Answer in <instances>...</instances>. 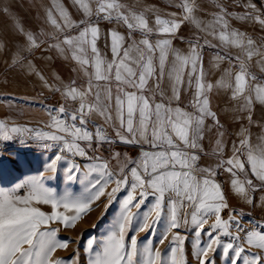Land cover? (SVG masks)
<instances>
[{"label":"snow or ice","instance_id":"snow-or-ice-1","mask_svg":"<svg viewBox=\"0 0 264 264\" xmlns=\"http://www.w3.org/2000/svg\"><path fill=\"white\" fill-rule=\"evenodd\" d=\"M171 3L181 11L137 10L121 0H73L83 12L79 22L57 0L46 9L45 20L55 29L51 35L56 40L49 47L62 55L70 53L78 65L76 71L86 77V86H77L72 80L53 88L65 102L46 109L49 120L44 128L50 131L9 127L0 121V145L16 140L29 151L52 152L42 171L25 176L10 188L0 187V264H79L78 253L67 259L54 258L58 249L66 250L72 241L58 239V229L50 225L74 227L110 184L115 187L107 192L109 206L119 193L125 195L101 241L88 240V264H187L184 245L188 237L180 233L181 228L193 237L192 255L197 264H216L217 253L224 264H264V223L245 228L241 223L244 214L235 208L223 219L221 213L229 205L214 179L221 169L230 174L232 190L254 207L252 193L264 191V116L254 119L256 105L264 109V37L253 38L230 23L231 18L258 24L264 30V10L252 0H244L238 4L245 9L242 14L229 12L218 0V10L205 21L196 15L200 10L197 0ZM113 21L127 32L107 31L108 59L97 46L99 25ZM185 24L194 25L204 36L194 33L186 39L180 35ZM13 27L25 37L26 45L17 50L13 61L22 63L21 53L40 45L37 35L25 31L18 21ZM73 28L79 29L77 34L60 38V33ZM208 36L219 44H212ZM176 41L186 43V51ZM206 47L223 50L213 57L217 67L228 63L215 84L205 78ZM185 83L187 89H194L188 104L181 95ZM214 88L228 96L233 119L239 124L238 142L232 141L226 159L225 126L209 98ZM105 126L113 129L115 138L107 134ZM253 127L260 129L255 137ZM213 132L215 164L201 166L202 158L209 155L204 141ZM105 144L136 147L138 156L131 159L126 153L114 152L118 170H113L108 160L96 154ZM5 163L18 166L21 161L16 153L5 156L0 147V171ZM61 165L67 181L79 180L84 185L79 195L58 194L47 186L46 181L55 179ZM45 172L52 175L45 176ZM249 172L258 183L239 178ZM260 201L264 209V196ZM38 205L50 206L51 212ZM181 209L191 211L181 217ZM153 213L155 218L149 223ZM212 217L214 222L205 229ZM161 224L163 231L157 238ZM140 232L147 235L138 240ZM169 233L171 240L161 252L157 245L164 244Z\"/></svg>","mask_w":264,"mask_h":264},{"label":"crops","instance_id":"crops-1","mask_svg":"<svg viewBox=\"0 0 264 264\" xmlns=\"http://www.w3.org/2000/svg\"><path fill=\"white\" fill-rule=\"evenodd\" d=\"M53 2L54 0H0V118L9 122L30 121L44 127L49 120L46 109L59 107L65 102L60 92L53 91L54 87L62 88L63 85L71 83L72 80L76 81L77 86H86V77H83L82 72L78 73L76 71L78 65L71 59L70 53L62 55L55 48L49 47V44L56 43V40L53 39L51 35L55 33V29L46 22L45 11L52 7ZM57 2L68 10L73 21L79 22L84 18L83 12L78 10L77 6L73 4V0H57ZM121 2L137 10L144 7H156L165 13H179L181 11L171 3V0H121ZM176 2L179 3V0H176ZM197 2L200 10L196 15L201 20H209L211 14L218 10L215 7L218 0H197ZM219 2H222L228 8L229 12L242 14L245 11L243 7L238 6V4L244 3V0H219ZM252 2L260 8V5L255 0H252ZM93 7H95V5H93ZM5 8L8 9L7 14L4 12ZM57 19L59 18L57 17ZM14 21L21 23L25 31L36 34L37 41L40 45L37 48L25 50L21 53L23 57L22 63L13 62L17 50L26 45L25 37L18 34L14 29ZM230 23L233 28L246 32L253 38L264 37V30H262L258 24L244 23L231 18ZM99 26L101 28V38L98 40L97 46L102 54H106L107 58L111 59V52L106 45L105 39L107 31L115 29L121 34L126 35L127 30L124 26L117 25L115 21L111 23L101 22ZM78 31L79 29L73 28L67 30L65 33H60L59 36L62 39L64 35H75ZM194 33L202 37L204 36L203 33H198L195 26L191 24H185L180 31V35L184 36L186 39L191 37ZM206 38L209 39L212 44H219V41L213 39L211 36ZM174 43L177 47L186 51V43L181 44L179 41ZM201 43H203V39H201ZM218 50L223 51L222 49H214L211 47H206L203 50V69L205 78L207 82L213 84L220 78L222 69L228 67L226 61L221 63L219 67L216 66L213 57ZM235 52L236 50L233 49L232 54L235 55ZM29 64L32 66L31 69L28 67ZM41 77H43V79H41ZM193 90L194 89H187L186 83L182 87L181 95L184 104L190 102L191 92ZM209 98L212 109L218 113L221 123L225 126L226 135L224 140L226 147L224 158L226 159L231 155L230 146L232 141L237 140L235 133L238 131L239 124L233 119L228 96L225 95L223 90L214 88L213 91L209 93ZM157 99H159V97H157ZM56 100H60L61 104L56 106L54 104ZM72 107L75 106L72 105ZM262 116H264V109H262L260 105H256L254 119L259 121ZM94 119H96L97 123H102L100 118L94 117ZM209 123L211 122L209 121ZM89 127H91V125ZM105 127L107 130L111 131L110 136L115 138L113 129L111 127ZM259 131V128L253 127V136L255 137ZM215 139L216 136L214 132L205 139L204 147L209 155L202 158L200 162L201 166L215 164L216 157L211 155V151L215 146ZM108 149L111 150L110 154H106V150ZM116 151L123 152L124 154L126 153L129 157L130 154H138L139 149L122 144H105L96 154L108 160L111 168V165H116L117 163L116 160L112 159V155ZM91 154L92 153H89V155ZM239 178L242 180L245 178L252 179L254 183H258L250 172L240 174ZM214 179L221 184L230 211L235 208L242 213L249 214L259 222L264 221V209L260 207V198L264 196V191L252 193L255 204L254 207L246 204L243 198L232 190V177L230 174L221 169Z\"/></svg>","mask_w":264,"mask_h":264},{"label":"rangeland","instance_id":"rangeland-1","mask_svg":"<svg viewBox=\"0 0 264 264\" xmlns=\"http://www.w3.org/2000/svg\"><path fill=\"white\" fill-rule=\"evenodd\" d=\"M0 121H4L9 127L11 126H19V127H28L34 130H45L50 131V129H45L43 126L34 123V122H9L0 118ZM28 133H25V138L28 137ZM4 150L5 156H8L9 153H16L19 156L21 163L17 165H13L10 163H5L3 165L2 171H0V187L10 188L13 184L21 181L27 175H35L38 172L43 170V163L48 158V156L52 155V152H44L41 155L38 149L33 148L31 151L22 148L16 140L5 142L3 145H0ZM110 150V149H108ZM107 151V150H106ZM122 156H123V152ZM135 153V152H133ZM107 154V152H106ZM138 154H130L129 158L135 159ZM123 163V160L121 161ZM111 169L118 170V165H111ZM52 173L45 172V176H51ZM219 183L218 181H216ZM47 186L53 188L58 194H62L65 191H69L73 194L79 195L83 189L84 185H82L79 180L67 181L64 176L63 166H59V171L56 174L55 179L47 180ZM220 184V183H219ZM221 185V184H220ZM115 187L114 184L108 185L106 188V194L101 196L98 201H95L91 205V210L86 214L82 215V217L76 221L74 227L65 228L62 224L52 223L50 225L51 228L58 229V239L66 240L70 239L72 243L69 244L66 250L58 249L56 253H54V258H69L73 257L78 253L79 256V264H88V253L85 251V247L90 238L95 239L97 244L101 241L103 236L107 233L109 226L116 216L119 209V200L123 199L125 193L122 191L118 194V199L116 202L112 203L109 206V198L107 196V192L111 191V188ZM20 194H23L22 192ZM138 196L139 193L137 192ZM42 211L46 213L51 212V208L48 205H38ZM59 211H63V209H59ZM133 212H136V209H132ZM185 211L190 212L191 209H181V217H183ZM225 214L221 213L223 219H227L230 213V210L225 209ZM71 214V213H69ZM243 219L241 223L245 228L251 229L255 224L264 223V221H258L254 219L249 214L243 213ZM155 218V213L149 219V223H151L152 219ZM214 217L208 220V224L205 225V229L208 228V225L214 222ZM236 219H241L239 216ZM251 221V223H249ZM163 231V224H161L160 228L156 232L157 238L159 237V233ZM175 231V230H174ZM182 235L187 234V240L184 245L185 250V258L187 264H197V261L192 255L193 237L190 232H187L185 228L179 229ZM147 235L146 232H140L137 234L138 240L143 239ZM206 239V237H205ZM169 240H171V233L168 234V238L164 241V244L157 245L161 252L164 251L165 247L168 245ZM216 264H224V260L221 258L220 254H216Z\"/></svg>","mask_w":264,"mask_h":264},{"label":"built area","instance_id":"built-area-1","mask_svg":"<svg viewBox=\"0 0 264 264\" xmlns=\"http://www.w3.org/2000/svg\"><path fill=\"white\" fill-rule=\"evenodd\" d=\"M255 1L260 5V9L264 10V0H255ZM54 104L56 106H58V105L61 104V101L60 100H56ZM72 105H74L75 107L78 106L76 104H72ZM106 131H107L108 135H111V131L110 130L106 129ZM106 152H107V154H110L111 150H107ZM225 212H226L225 210L222 211L223 214H225Z\"/></svg>","mask_w":264,"mask_h":264}]
</instances>
